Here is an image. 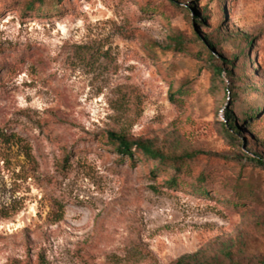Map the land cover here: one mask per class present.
Here are the masks:
<instances>
[{"label":"rangeland","instance_id":"374dc122","mask_svg":"<svg viewBox=\"0 0 264 264\" xmlns=\"http://www.w3.org/2000/svg\"><path fill=\"white\" fill-rule=\"evenodd\" d=\"M29 1L0 0V264H264V0Z\"/></svg>","mask_w":264,"mask_h":264},{"label":"trees","instance_id":"16d2710c","mask_svg":"<svg viewBox=\"0 0 264 264\" xmlns=\"http://www.w3.org/2000/svg\"><path fill=\"white\" fill-rule=\"evenodd\" d=\"M43 5L44 0H30L29 3L25 4L24 7L26 8L27 12H37L42 9ZM178 49H181L180 45H178ZM224 72L225 71L221 68L218 69L219 75L222 76ZM228 92L231 94V98L229 99L230 103L226 111L227 119L229 121V124H227L226 127L228 133L233 138H237V134L241 133L239 119L235 112V104L238 100V96L230 89ZM189 94L190 92L186 88H183L177 94H171V96L172 98L178 96L180 98L186 99ZM253 112H258V109L254 108L252 113ZM108 141L113 145L115 150L123 156L127 155L132 157L135 154H142L146 159L157 162L159 167L155 169L153 173L155 175L161 174L165 176L167 178L166 184H168L170 188L189 186L190 182L188 179L193 178L198 171L197 164L193 162V160L198 157L197 155L169 156L158 149L152 141H131L125 136H120L117 134H110ZM257 162L264 165V162ZM209 180L213 181L212 175L202 172L197 176V181L195 182L193 188L196 191L207 193L209 191V186L207 184ZM179 264L191 263L181 262Z\"/></svg>","mask_w":264,"mask_h":264}]
</instances>
